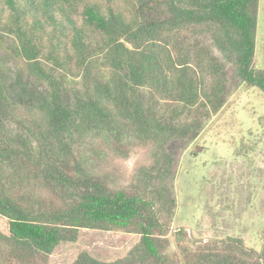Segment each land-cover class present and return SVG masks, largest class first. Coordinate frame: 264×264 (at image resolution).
<instances>
[{"label": "trees", "instance_id": "16d2710c", "mask_svg": "<svg viewBox=\"0 0 264 264\" xmlns=\"http://www.w3.org/2000/svg\"><path fill=\"white\" fill-rule=\"evenodd\" d=\"M157 1L166 11L163 21L141 19L139 14L145 13L147 4ZM258 2L138 0L141 6L134 4L135 15L131 16L85 0H0V42L1 36L14 35L29 71L48 88L37 106L44 126L28 135L38 146L30 152L7 136L5 125L16 113L0 67V217L8 226L6 233L0 232L3 264H7L4 255L14 258L13 254L19 264L46 263L62 243H76L81 230L127 232L133 234V242L125 255L104 260L83 252L72 264H264V245L260 254L240 241H235L232 249H223L218 243L191 249L183 233L176 235V250L168 251L165 235L169 225L160 219L163 215L171 219L177 203L165 181L171 169L166 149L155 154L162 166L153 167L150 176L163 181L151 199L124 191L106 192L98 182L83 180L77 173L78 162L75 175L65 172V165L71 164L69 142L77 135L111 136L123 125L158 143L196 139L203 128L201 121L184 123L186 112L205 108L218 113L224 108V65L209 56L194 65L187 55L175 56L167 41L175 31L210 26L216 47L234 55L241 80L264 93V70L253 65ZM75 14H81L82 19H72ZM47 25L74 35L65 58L56 53L48 56L65 77L77 76L65 69L61 59H75L77 70L86 71L94 58L101 56L107 68V75L95 80L86 95L72 104L64 99V79L47 70L41 59L42 45L35 43L44 36L41 33ZM146 96L157 104L173 106L170 116L154 114ZM30 177L64 188L71 203L48 208L15 199L9 189H16L15 184H24ZM72 190L79 195L70 197ZM163 229L165 234L160 233Z\"/></svg>", "mask_w": 264, "mask_h": 264}, {"label": "rangeland", "instance_id": "374dc122", "mask_svg": "<svg viewBox=\"0 0 264 264\" xmlns=\"http://www.w3.org/2000/svg\"><path fill=\"white\" fill-rule=\"evenodd\" d=\"M85 1L133 16L138 0ZM137 5L140 8L141 4ZM143 12L139 14L141 19L163 21L166 11L157 1L147 4ZM257 15L253 65L264 70V0L258 2ZM71 18L82 19L81 14ZM44 31L41 33H45L44 36L35 42L42 45L41 59L49 72L53 70L60 80L64 79V99L72 104L77 97L86 95L95 80L107 75V68L101 56L95 57L86 71L77 70L79 65L75 59H61L63 64L66 63L65 69L77 76L65 77L48 56L56 53L65 58L74 35L67 31L63 34L60 27L56 29L49 25ZM1 39L0 67L6 78L5 90L16 113L14 120L5 125L7 136L22 148L35 152V139L28 135L39 125L44 126L45 119L37 106L48 88L29 71L27 61L18 52L14 35H4ZM213 39V29L206 25L178 30L167 38L173 54L189 56L193 65L203 61L205 56L224 65L227 96L224 108L218 113L202 108L186 112L182 117L184 123L201 121L203 128L198 138H174L167 143H158L148 141L145 136L139 137L123 125L111 136L81 138L77 135L69 142L71 164L65 165V172L75 175L73 169L78 162L77 173L83 180L98 182L106 192L124 191L151 199L163 181L153 180L155 175L150 176L153 167L162 166L157 163L155 154L166 149L171 156V169L165 181L177 203L171 219L164 218L165 215L160 219L161 223L169 225L165 235L168 251L176 250L179 239L176 235L183 233L182 237L191 249L215 243L223 249H232L240 241L247 249L260 254L264 245V93L241 80L234 55L221 52ZM145 100L154 107V114L170 116L173 106L157 104L148 96ZM20 179L18 183H21ZM13 187L16 189H9L13 197L26 205L42 204L51 208L72 201L64 188L32 177ZM71 195L79 193L72 190ZM7 230V220L0 217V232ZM160 233L165 234L164 229ZM131 242L133 234L127 232L81 230L76 243H62L43 264H72L83 252L109 260L125 255ZM13 256L15 259L4 255L7 264H19L20 261H15L16 255ZM0 264H3L1 260Z\"/></svg>", "mask_w": 264, "mask_h": 264}]
</instances>
